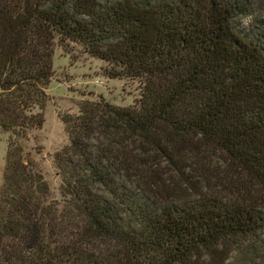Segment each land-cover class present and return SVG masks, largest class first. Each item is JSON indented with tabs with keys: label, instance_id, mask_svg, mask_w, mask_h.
<instances>
[{
	"label": "trees",
	"instance_id": "1",
	"mask_svg": "<svg viewBox=\"0 0 264 264\" xmlns=\"http://www.w3.org/2000/svg\"><path fill=\"white\" fill-rule=\"evenodd\" d=\"M262 1L0 0V130L9 134L0 264H221L234 238L264 241ZM57 48L140 86L132 105L84 102L62 118L69 145L55 165L64 206L26 154L29 134L45 123ZM185 137L231 162L212 163L193 147L179 161L210 165L184 184L182 193L201 187L190 199H180L183 185L165 190L169 178L151 169L164 160L173 168ZM226 168L248 197L222 198L210 174ZM138 179L161 205L134 189Z\"/></svg>",
	"mask_w": 264,
	"mask_h": 264
},
{
	"label": "rangeland",
	"instance_id": "2",
	"mask_svg": "<svg viewBox=\"0 0 264 264\" xmlns=\"http://www.w3.org/2000/svg\"><path fill=\"white\" fill-rule=\"evenodd\" d=\"M257 10L260 12L258 16L264 24V1L261 2ZM254 17L256 16H241L240 27L244 33L250 29ZM70 50L62 48H57L56 50L54 57V76L51 84L47 88L49 100L44 110L45 123L41 129L33 130L29 134V141L26 143V154L29 161L34 164L37 170L42 172L50 185L52 198L59 202L60 206H64L65 204L64 198L61 195V177L55 165V154L69 145V137L65 131L62 118L66 115H79L80 108L84 102H99L104 100L117 107L132 105L139 97L140 91V86L135 80L108 78L105 75L104 69L106 64L103 61L93 58L88 54L80 53L78 50ZM8 139L9 134L0 130V188L3 182ZM180 139L186 142L184 146L187 148L178 157L177 164L173 165V168L166 160H164V165L154 163L151 166L153 170L152 175H159L160 179L169 178L170 183L168 184L167 182L164 185L165 190H168L172 184L183 185L178 190V193H182L184 184L191 182L193 178L210 165L200 157L194 159L192 163L186 166L179 161L180 159L187 161L188 157L194 156L196 153L193 147H197L200 151L204 152L205 157L212 163L231 164L229 160H225L223 157L224 154L222 155L221 152L214 148L210 149V146L196 139H189V137ZM155 152H157V149ZM152 161L153 155L150 162ZM189 167L196 169H194L195 171H189ZM177 168L181 171L180 175L176 174ZM225 172L220 171L219 173L210 174L213 183H217L218 187L220 185L225 187L226 190L221 194L222 198L228 200L233 197L246 198L251 194L246 190L239 191L236 188L233 189V182L237 177L234 169L226 168ZM241 173H239L240 179H242V174H244ZM244 179L243 181L245 182L246 180ZM137 181L135 190L143 187L141 180L138 179ZM206 181L209 182V178ZM200 189L201 187L197 188L198 192L182 193L179 197L180 199H190L194 195H203L199 193ZM140 190L141 196H144L145 199H150L147 200L148 202H155L156 205L162 204L161 201L158 202V198L154 197L149 189ZM209 192L207 191V193ZM198 199V197H195L194 200ZM262 203L263 207L259 209V212L263 215V200ZM71 208L73 209L72 204ZM75 216L79 218L78 214H75ZM80 220H83V216L80 217ZM260 240L255 241L249 237L234 238L226 244L225 253L220 256L223 260L221 264H264V241ZM104 250H106L105 246Z\"/></svg>",
	"mask_w": 264,
	"mask_h": 264
}]
</instances>
